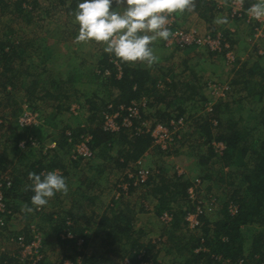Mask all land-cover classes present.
I'll list each match as a JSON object with an SVG mask.
<instances>
[{"label":"trees","instance_id":"obj_1","mask_svg":"<svg viewBox=\"0 0 264 264\" xmlns=\"http://www.w3.org/2000/svg\"><path fill=\"white\" fill-rule=\"evenodd\" d=\"M22 1L25 0H0V10L10 8L9 10L13 13L29 18V15L37 13L38 9L40 12L49 9L37 7V0H30L28 4L31 8L24 9ZM68 2V0H60V5L65 12V17L61 21L64 28H61V31H68V36L75 42L79 25L75 22L73 13L77 4L82 0H71L69 4ZM200 2L204 3V5L201 4V11L199 12L201 19L210 24L215 18L213 14L215 10L214 3L197 0L194 9H199ZM250 2L253 1L245 0V5L248 7L251 4ZM205 9L206 13H204ZM47 17L49 16L46 12L41 16L43 18L42 26H46L45 19ZM216 30V28L210 30L212 35ZM53 31L55 30L44 31L41 34L43 36H35V38L29 40L33 43L29 45L25 44L24 40L26 38L24 40L22 38H19L18 41L14 40L16 43L14 44L13 38L16 35L9 29L5 32L0 40V77L5 78V80L0 79L3 83L0 85H3L4 91H7V85L12 84L13 86V79L21 75L25 80L23 79L20 82V86L25 88V95L28 96L27 99L31 102L28 108L36 111L32 102L55 98L50 93L49 84L55 88L65 86L66 89L73 86L75 90L71 96L79 97L73 101H69V97L67 98L65 95H62L65 98L63 100L59 99L57 101V99H54L58 103L57 110H61L64 106L68 111L71 103L80 105L79 113L81 107H86V112H88L87 125L77 124V118L74 117V125L69 123L58 127V131H55L56 136L51 139V142L58 149L66 150L65 154L69 155L72 148L78 142L84 141L83 139L86 136L90 137L87 146L93 154L96 153L95 156L97 154L103 156L112 149H116V158L107 156V158L105 157V163L107 166L109 160L107 167L114 170V172L120 171L122 173L121 177L117 178V185L127 169L136 173L137 169H134V167H138L136 162L139 160L143 162L146 153L153 149L154 140L146 133L130 137V132L126 129H119L117 132L104 130L102 125L105 112L118 111L122 116L127 115L129 113L127 108L132 107L133 102L138 103L141 98H146L148 103L145 115H148V119H151L153 124H165L172 118L189 115L192 119L190 127L191 134L195 137L194 140L198 142L199 147L205 146L204 153L192 155L194 157L193 170L200 177L202 184L206 183L209 190L217 191V195L214 196L216 209L213 212L215 213L210 214V217L209 214H200V225L194 231H190L185 216L194 211V205L187 199V191L193 186L191 180L185 177L182 178L176 173L165 174L161 168L154 171L149 169L148 180L140 187V189L145 190L143 195L150 199L155 216L160 217L164 212L171 215V223L168 226L162 224L167 228L161 234V238H164L169 244L178 243L166 250L168 253H172V249H175L177 257L172 258L171 264H213L212 255H219L232 262L243 260V264L264 263V67L261 63H258L257 60H252L254 62L252 64L249 62L240 63L237 60V68H233L235 74L228 83L231 89L229 95L231 100L221 99L216 101L212 112L202 115L197 114L195 111L197 109L204 111L203 105L208 99L203 93L200 94L203 86H199L200 82L198 83L196 77L193 78L190 85L187 84L188 82L163 81L158 76L153 75L150 68L141 67L135 62H123L116 58L114 54L106 53L102 47V42L99 47L100 54L97 63L91 67L94 75L89 80L86 75L87 63L85 61H81L77 66H68L69 71L64 73L58 71L56 76L53 77L56 79L63 77L61 81L53 80L50 77L41 80L40 75L37 77L35 75L23 76L22 72L28 75L27 72L38 67L41 69L40 72L47 74L48 70L45 67L49 56L46 57L42 53L47 51V47L43 44L46 45L47 37H55L56 34H53ZM226 32V30L222 31L231 43ZM34 58L36 60L40 59L42 66L36 65L33 61ZM258 58V60H261L264 56ZM26 61L29 64H25ZM118 67L120 70H118ZM98 69L101 72L107 70L108 76L102 77V75L96 74ZM12 73L15 75L8 76ZM255 75L259 76V79H253ZM87 81L97 86V90L89 98L87 92L85 94L80 91V88L75 87L78 84L86 85ZM208 82L213 83L214 78L210 76L209 81L204 80L203 84ZM103 88L107 92H100L99 89ZM41 91H43L42 98L38 96ZM236 96L239 97L235 99ZM67 102L69 103L67 104ZM197 102L202 106L196 108L194 104ZM189 103L191 104L189 105ZM109 106L111 109H108ZM140 109L142 110L141 107ZM21 112L22 107L19 108L18 112L11 114L16 119L13 123L18 128L17 119ZM186 120L188 121L187 116ZM14 125L11 124L12 127L9 130L5 126H1L0 134L5 128V133L11 135L8 139L12 143L11 148L16 154L26 151V156L27 154L32 155L33 150L29 147L28 142L24 149H20L18 146L21 140H27L30 137V132L19 128L21 131L16 134L13 132ZM52 126L55 127L54 124ZM213 142L224 144L225 150L221 155L213 151ZM175 145L176 143L169 151ZM7 148L4 147L0 150V172L8 170L10 167L12 171L16 160V154L9 159L10 154ZM35 150L42 153L44 149L40 147L35 148ZM50 152L53 154L51 158H48V154L43 156L45 162H42V159V161H35L29 166L24 165L26 171L20 176L25 177L29 172H35L39 175L44 170L52 169H59L62 171V175L66 176L68 174L67 162L63 161L62 157L56 152ZM71 165L77 166V162L71 160ZM14 172L16 173L17 170L14 169ZM19 182V177H14L12 188L6 195L9 208L12 205L9 199H12V202L14 199L19 201L17 186H22ZM26 184L31 185V181L28 179ZM140 189L130 185L128 195ZM117 190L122 194L119 198L121 200L124 194L121 188H117ZM27 191L30 197L34 195L30 188ZM197 191H200L199 188ZM198 196L200 197L199 200L201 198L205 199V194H198ZM209 196L207 195V197ZM22 198L23 202L21 204H27L28 207L32 206L31 198L26 199L23 195ZM231 204L237 208L234 215L229 213L228 207ZM127 206L121 208L119 202H114L111 207H108L107 211L101 214L90 232L86 230L77 232L74 227L76 221L73 220L72 215H69L68 217L72 221L69 229L72 230L76 238L81 237L83 241L82 251L76 253V256L81 255L83 262L87 264H114L113 260L103 254L92 253L88 255L85 253L88 243L101 238L108 240L110 246L117 245L116 247L121 250L120 264H124L125 260L128 261V264H163L158 260L163 248L158 247L164 243L158 245L153 242V239L140 242L139 235L134 237L136 234L133 227L135 213L133 208ZM12 208H15V205ZM144 210L147 211V209ZM34 211L35 215L40 213L37 209ZM22 217L25 218V213ZM48 220L55 224L53 232L60 244L63 245L65 242L70 241L75 243V240L68 241L59 238V233L64 231V227L68 226L65 224V220L58 218L55 213L50 214ZM25 231L27 230L23 232L26 233ZM185 237L186 241L182 242ZM180 243L183 245H180ZM166 245L164 244V247ZM198 248H201L202 251L197 253L195 251ZM181 250L185 251V255L181 253ZM76 256L74 252L73 257L69 259L74 263ZM64 261H61L60 264H63Z\"/></svg>","mask_w":264,"mask_h":264},{"label":"rangeland","instance_id":"obj_2","mask_svg":"<svg viewBox=\"0 0 264 264\" xmlns=\"http://www.w3.org/2000/svg\"><path fill=\"white\" fill-rule=\"evenodd\" d=\"M68 1L70 2L71 0ZM210 1L211 0H205V2ZM230 1L232 0H213L215 7L213 14L215 18L210 24L201 22L203 26L202 30H199L200 27L193 22L192 28L185 29V27L182 25V22L189 21L188 17L182 18L176 15V13L175 18H177V21L172 26V28H178L181 30L194 29L199 33V36H203L204 34L210 32V30H213L215 28L219 32L227 30V32L230 33L232 28L233 32L235 33H232V36L229 35L228 37L231 41V43L229 42L230 46H233V48L231 47L233 50V58H235V60L240 61V63L249 62L250 64L254 63L252 60H257V62L259 61L258 63H261L262 67H264V58L258 60L259 56H264V34L262 35V38L259 37L255 39L253 36L254 29H252L251 26H247L249 24L246 25V23L244 24L240 22V20H231L226 15L228 13L227 4ZM252 1L253 2H250L251 4H249L248 7H250L254 3L259 2V0ZM59 4L60 0H37V7L49 9L41 12L38 9L37 13L30 14L29 18H24L22 17V15H17L16 13H13L11 10H9L10 8L0 10V40L2 39L5 32L9 29L13 32V34L18 36H15L13 38L14 44H16L14 40L18 41L19 38H22L23 40L24 38H26L24 40L25 44H33L29 40L35 38V36H42L41 34L43 33L40 31V29L44 27H49L51 28V30H55L52 33L56 35L55 37H47L48 41L49 39L51 40V42H49L50 44L55 42L54 45L51 44V46H46L45 44H43L45 47H47V51H43L42 53L46 57L49 56V60L46 62L45 67L48 70L47 74L45 75L40 72L41 69L40 67H38L37 69L32 68L29 72H27L28 75H25V72H22V75H35L36 77L40 75L41 80L50 77L53 80L61 81L63 80V77H60L59 79L53 77L56 76L58 71L64 73L66 71H69L68 66H77V64L81 63V61H85L87 63V70L90 68L89 71L86 70V75L88 76L87 79L89 80V78L94 75L91 70V67L97 63L96 61L99 58V47L101 46V44H97L94 41H90L88 43H73V39L68 36V31H61V28H64L62 26L63 22L61 21L65 17V14L63 12V9L61 12ZM217 4L218 7H222V9L217 10ZM45 12L48 14L49 17L45 19L46 26H42L43 18H41V16L44 15ZM187 12L190 15L192 13L188 10ZM204 13H206V9L204 10ZM196 16L201 18L200 14H197ZM218 17H227L228 22L226 24L214 23V20ZM210 26L211 29L209 30ZM172 28H169L171 32ZM240 39H242V45L244 46L239 43V46L236 49L237 41H239ZM165 41L167 40L159 39L151 45L155 55L158 57V61L154 63L151 67L147 66L145 63H135L141 65V67H146L148 69L150 68L152 70L153 75L158 76L159 79L163 81L174 80L175 82H188L187 84L190 85L193 78L196 77L198 79V83L200 82L199 86H203L202 90L200 91V94L203 93L207 97V99H209V102L212 103L213 97L209 95V91L206 90V86L205 84H203L204 80L209 81L210 79L209 68L211 71L214 72V76L218 78V80L215 78L214 82H220L219 79H222L229 83L230 79L235 74L233 68H237V61L233 65H227L225 60H223L224 58H220L221 55H214L210 53L206 48L190 46L185 49H182L181 51L179 50L180 48L177 47V49H170L165 47ZM233 44H235V46ZM247 46L249 47L248 52H246ZM102 47L104 48L105 45L102 44ZM28 48L30 47L28 46ZM242 48L244 49L243 51H241ZM260 51L262 54H258V52ZM239 57H244V60L242 61L241 58V60L238 59ZM91 58H94L95 61L91 62ZM33 61L36 65L42 66L40 63V59L36 60L34 58ZM206 62L208 65L205 64ZM25 64H29V62L26 61ZM15 66H17V64H15ZM98 71L101 70L98 69L96 71V74H98ZM13 75L15 74L12 73L8 76ZM255 78L259 79V76L255 75L253 79ZM0 79L5 80L4 77H0ZM23 79L24 78H22L21 75L13 79L12 82L14 84L13 86L12 84L7 85V91H4L3 85H0V117L5 118V122H7L5 128H7L8 130L12 127L11 124L14 125L13 122L16 120L14 117H12L11 114L18 112L20 107L24 105L28 106L31 103L27 99L28 96L25 95V88L20 86V82ZM1 80L0 84H3ZM75 87L80 88L81 92H87L89 94L87 96L88 98L91 97L92 93L97 90V86H94V84L90 83L89 81H87L86 85L78 84ZM64 88L65 86L55 88L49 84L50 93L53 94L55 98L44 101L40 99L38 101L32 102L35 107L34 110H36L35 116L37 123L31 128H22L23 130L26 129L30 132V137L27 138L26 141L28 143L31 142L32 144L31 145L29 143V147H31L33 150L32 155L27 154L26 156V151L22 153L19 152L16 154V152L13 151V149L11 148L12 143L9 142L8 139L11 135L5 133V128H3L2 133L0 134V150L4 147H8L7 150L10 154L9 159H11L12 155L16 154V160L12 167V171L10 170V167V169L4 172H9V175L12 176V178L19 177V183L22 185L17 186V192L19 194V197L17 198H19V201L14 199L13 203L12 199H9L12 203L10 209L12 211V214H14L15 218H13L11 222H8L6 226L7 230H9L12 234H17L22 233L24 230H26L29 223H33L35 226L37 225L36 227H38L40 231L43 243V248L40 250L43 260L42 263L60 264V262L64 260L71 261L69 258L73 257V253L75 252L76 256V253L78 254L77 249L82 250V248H77L76 244L71 241L65 242L63 245L60 244L58 242L57 236L54 235L53 232V227L55 226V224L52 223V221L48 220L49 215L55 213L58 218H61L63 220L64 217L69 218L68 216L72 215L73 220L76 221L74 227L75 229H77V232L80 230H86L90 232V230L93 229L96 221H98L101 214L107 211L108 207H111L114 202H119L121 208H124L128 205L127 207L134 209L135 216L133 218V227L134 231L136 230V234L134 237L139 235L140 238L138 239L140 240V242H146L148 240L161 238V234L164 233L167 227L163 226L159 220V217L155 216L150 199L146 198V196L143 195L145 191L144 189L137 190L127 196L123 195L121 200H116V197H118V193L122 195L121 192L117 190V178H120L122 173L120 171H111L109 167H107L109 165V160L107 161V166L105 163L107 156L114 159L116 158V149H112V151H109L103 156L99 154L95 156L94 154L96 153H94L89 161L77 160V166H73L71 165L72 159L70 158L72 151L69 155L65 154L66 150H60L56 146H52L53 143L51 142V139L55 138V131H58V127L68 125L69 123L74 125V117L77 118V124L81 123L87 125L88 112H86V107L80 108V113L78 114V116H74L75 114L71 112V108L75 109L76 112V108L78 105L76 106V104L74 103L70 104L71 106H69L70 109L68 111L65 109L64 106L61 110H57V101L59 99H65L62 95H65L67 98L69 97V101H73L77 97H79L71 96L72 92H74L75 90L73 86L72 88L69 87L68 89ZM99 90L103 93L107 92V90L104 88ZM100 95L102 94L100 93ZM38 96L42 98L43 91H41V94H39ZM238 97L239 96H236L235 99H237ZM54 99H57V101H54ZM225 100H231L230 96H226ZM68 103L69 102H67V104ZM190 104L191 103H189V105ZM194 106H196L197 108L199 106H202V104L200 105L197 102L196 104H194ZM195 112H197V114L200 113L203 115V112L198 109ZM186 116L189 122H187L186 126L180 131L181 142L176 144L175 147L171 151H169V155L162 153L160 150H158V148L155 147L151 151H148L144 158V168H147L148 170L150 169L152 171L161 168L163 172L165 174L167 173L168 175L176 173V168H178L179 172L181 171V174L192 182L195 181L196 178H200L197 174L194 173V157L192 155H199V153H204L205 146L199 147L198 142L194 140L195 137L191 134L190 127L192 119L189 117V115L186 114L184 117ZM53 117H55L56 119H54ZM144 118L147 122V125L152 123L151 119H148V115H145ZM53 124L55 125V127L52 126ZM19 128L14 125L13 132L17 134L19 131H21ZM40 147H43L44 149L42 153L35 150V148L38 149ZM50 151L56 152V154H59L62 157L63 161L67 162L66 165L68 174L63 177H65L67 181L68 192L66 195L57 193L53 198L49 200L46 206L41 207V210L39 211L40 213H38V215L34 214V210H36L34 205L30 207L34 209L32 212L22 211V206H24V204H21L23 202L22 195L26 199H30L33 196L32 195L30 197V194L27 191L28 188H30V184H26V181L28 180V174L25 177L20 176V174H24V172L26 171L24 165L29 166V164L35 161H42L43 156H47V154L48 158H51L53 154ZM42 162H45V160L43 159ZM14 169L17 170L16 173L14 172ZM12 172L13 174H11ZM216 192V190H209L206 183L202 184V186L200 187V195L205 194V198L207 197V195L216 196ZM13 205H15V208H12ZM144 206H148L147 211L144 210L146 209ZM24 213L25 218L22 217ZM185 241L186 237L182 242ZM162 243L167 245L165 247L164 244L161 246L159 245L158 248L163 249L159 254L160 257L158 260H160L163 264H171L173 260L172 258L174 256L177 257V255L175 254V249H172V253H168V251L166 250L167 248H171L172 246H175L178 243L169 244V242H166L164 238ZM180 245L183 244L180 243ZM116 246L117 245L110 246L108 240L97 238L93 242L88 243V247L86 251L85 249L84 251L88 255L92 253L103 254L113 260L114 264H120L121 261L119 257L121 255V250ZM0 250H2L3 252L6 250L8 253H14L15 246L7 243L4 236L0 235ZM181 253L185 255L184 250H181Z\"/></svg>","mask_w":264,"mask_h":264},{"label":"built area","instance_id":"obj_3","mask_svg":"<svg viewBox=\"0 0 264 264\" xmlns=\"http://www.w3.org/2000/svg\"><path fill=\"white\" fill-rule=\"evenodd\" d=\"M197 1V0H195ZM205 1V0H204ZM213 3V0L210 1ZM30 0L22 1V7L24 9H30ZM228 13L226 14L231 20H240L242 23L249 24L247 26H251L254 29V38L257 39L259 37H263L264 34V17L257 20L252 17L251 14L248 13V9L245 5V0H232L228 4ZM216 5V9L220 10L222 7H218ZM175 13L168 14V24L166 25L168 28H172V26L176 23L177 18H175ZM172 35L170 38L165 41V47L167 48H180L179 50L185 49L187 47H198V48H206L208 51L214 55H222L227 65H233L237 60L233 58V50L232 46H230L229 41L226 39L222 32L216 30L214 35L211 32L204 34L203 36H199V33L196 30H181L178 28H172ZM228 33V32H227ZM233 30L228 33V36H232ZM229 38V37H228ZM177 47V48H176ZM258 54H262L261 51ZM117 66V63L115 62ZM118 70L120 68L118 67ZM99 75L108 76V71H98ZM206 90L209 91V95L213 97V102H209V99L204 104V110L207 113H211L213 110V105L218 99H224L230 92V87L226 83L221 82H208L205 84ZM162 87V85H161ZM133 106L127 108V115H120L118 111L113 113L105 112L103 117V129L106 131L117 132L119 129H126L130 132V137L138 136L140 134L146 133L149 134L150 137L154 140V147H157L160 151L167 153L176 143L181 141L180 130L186 125L185 119L183 117L171 119L168 124L156 123L147 125L144 115L145 110L147 109L148 100L146 98H141L138 103L133 102ZM77 106V105H76ZM122 107V106H121ZM120 107V108H121ZM142 108V110L140 109ZM108 109H111L110 106ZM123 109V108H121ZM71 112L78 115L79 106L75 109L71 108ZM36 113L28 108L27 105L22 106V112L20 113L17 124L22 128H31L36 125ZM5 118L0 117V127L5 126L7 122H5ZM84 141L78 142L72 150V154L70 158L74 161L82 160L89 161L92 158L93 153L89 150L87 146V142L90 141V137H85ZM27 141L23 140L19 142L18 146L20 149H24ZM31 144V142H29ZM32 145V144H31ZM55 147V144H52ZM213 151L219 155L225 150V146L222 142H213L212 143ZM75 149V150H74ZM136 166L134 169H137L134 173L133 171L126 170L123 174V177L120 179V183L117 185V188H121L124 196L128 195V190L130 185L140 189L146 180H148V173L150 172L147 168H144L142 165V161L139 160L136 162ZM48 171H58L62 175V171L59 169L52 170H44L41 173H46ZM40 173V174H41ZM182 172L176 168V174L182 175ZM132 181V182H131ZM13 178L9 175V172H0V235L4 236L7 243L15 246L14 253H8L6 250L3 252L0 250V263L2 264H40L42 260L41 249L43 248L42 238L38 227L34 224H29L26 228V233H17L12 234L9 230H7L6 226L8 222H11L13 218H15L14 214H12L9 205L7 204V193L12 188ZM192 187L187 191V199L194 205V211L189 212L185 216V221L188 223V229L190 231L194 230L196 227L200 225L199 215L202 213L205 214H213L216 209V200L213 196L206 197L205 199H200L198 194L200 191H197L198 188L202 185L201 181L196 179L192 182ZM120 193H118V197L116 200L120 198ZM148 209V206H144ZM229 213L234 215L237 211L236 206L232 204L229 205ZM41 208L37 209L40 211ZM204 211V212H203ZM208 216V215H207ZM65 224L68 225L64 227V231L60 232L59 237L61 240H75V244L77 248H82V238L75 237L72 233V230L69 229V226L72 224L70 218H64ZM160 222L168 226L171 223V215L167 212H164L159 217ZM81 238V239H80ZM154 243L158 245L163 242V238L154 239ZM201 248H198L195 252H200ZM78 252L82 251L81 249H77ZM75 257V262L72 261H64L63 264H87L84 263L83 258ZM211 259H213V264H243V260H237L232 262L229 259H225L219 255H212ZM124 264H128V261L125 260ZM141 264H152V263H141ZM264 264V263H262Z\"/></svg>","mask_w":264,"mask_h":264},{"label":"clouds","instance_id":"obj_4","mask_svg":"<svg viewBox=\"0 0 264 264\" xmlns=\"http://www.w3.org/2000/svg\"><path fill=\"white\" fill-rule=\"evenodd\" d=\"M194 7L195 0H82L73 13L75 22L79 25L75 43L102 42L105 45L104 51L114 54L121 61L141 62L151 67L158 61L151 45L159 39L168 40L172 35L166 26L168 14L192 11ZM248 13L257 20L264 17V0L254 3ZM227 22V17L214 20L217 24ZM202 112L207 113L205 110ZM183 118L186 123L189 122L186 117ZM28 179L31 181L30 189L34 192L31 204L36 209L46 206L57 193L66 195L68 192L67 181L58 171L39 175L29 172ZM33 210L27 204L22 208V211L27 212Z\"/></svg>","mask_w":264,"mask_h":264},{"label":"crops","instance_id":"obj_5","mask_svg":"<svg viewBox=\"0 0 264 264\" xmlns=\"http://www.w3.org/2000/svg\"><path fill=\"white\" fill-rule=\"evenodd\" d=\"M202 1V0H201ZM203 5V2H200V6H198V10L197 9H195V10H193V11H191L192 13H191V15L187 12V10H185L184 12H175L176 13V15H178L179 17H182V18H184V17H188V20L189 21H183L182 23V25L185 27V29H188V28H192L193 27V24H192V22L193 23H195V24H197V26H199L200 27V29L199 30H202V24H201V22H204L200 17H198V16H196L197 14H199V12L201 11V6ZM60 5V4H59ZM59 8H61V12H62V9H63V12H64V8L63 7H61V5H60V7ZM195 8V7H194ZM64 14H65V12H64ZM204 29V28H203ZM41 31H42V33L44 32V31H51V28H49V27H45V28H43V29H40ZM231 30H232V28H231ZM227 31V30H226ZM40 32V31H39ZM204 32V31H203ZM200 33H201V31H200ZM227 33V32H226ZM235 33V32H234ZM43 36V35H42ZM235 37H236V35H235ZM51 42V41H50ZM54 43L55 42H53V43H51L52 45H54ZM73 43H74V41H73ZM81 43H83V42H81ZM239 43L242 45V39H240L239 41H237V46H236V49L238 48V46H239ZM51 44L49 43V41L47 40L46 41V46H51ZM234 46H235V44H233ZM232 46V45H231ZM242 46H244V45H242ZM232 48H233V46H232ZM244 49L242 48V50L241 51H243ZM249 51V47L247 46V49H246V52H248ZM220 58L221 59H223V56L221 55L220 56ZM242 59V61L244 60V57H239L238 59ZM240 59V60H241ZM224 60V59H223ZM90 61L91 62H94L95 60H94V58H91L90 59ZM214 61V60H213ZM205 64H207V62L205 63ZM208 65V64H207ZM211 65H213V64H211ZM216 69V68H215ZM210 76H212L213 78H214V80H215V78L218 80V78L217 77H215L214 76V72L213 71H211L210 70V68H209V77ZM225 80H226V78H225ZM219 81L220 82H226V81H224V80H222V79H219ZM146 156V155H145ZM144 156V157H145ZM144 157H143V159H144ZM144 163H145V159L143 160V162H142V165L144 166ZM192 163V162H191ZM192 167V166H191ZM111 171H114V170H111ZM210 196H213V195H210ZM214 197V196H213Z\"/></svg>","mask_w":264,"mask_h":264}]
</instances>
